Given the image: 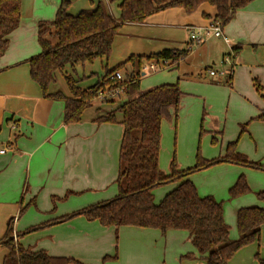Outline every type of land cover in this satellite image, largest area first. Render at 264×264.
Instances as JSON below:
<instances>
[{
  "label": "crops",
  "instance_id": "obj_1",
  "mask_svg": "<svg viewBox=\"0 0 264 264\" xmlns=\"http://www.w3.org/2000/svg\"><path fill=\"white\" fill-rule=\"evenodd\" d=\"M63 1L22 0L20 26L8 37L9 48L0 58V151L6 150L0 153V241L12 225L15 235L36 229L17 239L24 248L44 250L81 264H206L186 231L163 234L158 229L133 226L117 229L84 216L61 220L117 196L115 182L124 135L122 125L95 122L96 112L85 113L80 123L67 124L64 102L45 99L31 78L27 61L41 53L38 25L53 21ZM66 1L70 2L71 15L92 9L99 2L105 3L114 17L120 15L118 4L110 0ZM216 15V8L204 3L192 14L175 7L143 23L126 24L116 36L106 64L113 70L132 56L186 50L191 30L209 27ZM223 33L229 43L211 38L168 69L180 71L168 84L179 83L184 95L178 114L172 111L162 122L160 155L167 131L177 129L178 141L182 142L177 153L181 171L196 165V141L201 136V153L206 160L218 159L229 144L237 143L239 153L264 165V118L260 119L264 115V91L259 93L255 86L257 81L264 90V0L239 9ZM236 46L240 51L234 54L232 76L207 74L210 68L228 69L223 60ZM101 63L104 68L105 63ZM182 67L186 72H181ZM134 70L132 64H127L120 73L126 79ZM160 169L166 175L170 173V166L166 169L160 165ZM241 175L252 192L224 206L231 240L239 238L237 213L241 208H264V201L256 195L264 192V172L219 163L189 177L201 197L212 196L219 201L226 199ZM208 178L209 184L215 183L216 187L201 194ZM175 186L155 190V202L159 203ZM48 222L53 223L39 228ZM261 233L260 242L239 250L229 264H260L255 255L264 260V224ZM8 253L0 245V264ZM188 254L193 257L186 258ZM115 255L117 260L103 262L106 256Z\"/></svg>",
  "mask_w": 264,
  "mask_h": 264
},
{
  "label": "trees",
  "instance_id": "obj_2",
  "mask_svg": "<svg viewBox=\"0 0 264 264\" xmlns=\"http://www.w3.org/2000/svg\"><path fill=\"white\" fill-rule=\"evenodd\" d=\"M255 0H110L117 3L119 17H114L103 2L77 15L69 13L70 2L64 0L53 21H42L38 25V43L41 53L30 58L31 78L39 85L43 97L65 104L67 124L80 123L84 114L95 108L98 117L95 122L119 124L124 127V135L119 157V172L116 179L118 194L109 201L86 207L61 220L68 221L76 216H84L89 221H98L105 227L120 228L133 226L158 229L163 234L171 230L189 233L196 251L206 264H229L231 258L242 248L261 241V226L264 224V208L253 206L241 208L237 213L239 238L230 239V227L224 219L223 202L212 196L201 197L190 176L219 163H229L264 171V165L252 162L237 151V143L229 144L226 154L218 159L206 160L198 152L197 163L187 170H179L176 159L170 164L166 175L159 165L162 122L178 114L184 93L180 84H163L148 91L141 90L142 66L151 61L168 60L178 64L186 58L191 44L186 50H164L150 56H132L113 70L107 66L112 54L116 36L126 24H140L148 17L169 8L180 7L192 14L208 3L214 6L217 15L214 23L224 28L239 9L247 7ZM22 0H0V58L9 48V39L21 22ZM240 47H233L238 54ZM101 60L104 75L96 84L82 88V79L74 75L85 64ZM127 64L135 68L125 81L120 82L114 75ZM1 72V71H0ZM60 75L66 85L60 87ZM232 79V77L230 78ZM256 89L263 94L259 82ZM123 88L125 92L118 98L99 99L101 91L111 93ZM126 96L128 100L117 104L116 100ZM100 103L95 105V101ZM264 118V115L260 119ZM176 184L159 202H155V190ZM251 192L244 176L239 177L231 188L232 198ZM264 201V192L257 193ZM13 222V221H12ZM11 222V223H12ZM53 222L42 224L45 228ZM32 228L24 235L35 231ZM23 234L15 235L12 225L0 245L9 253L3 264H81L75 259L56 257L46 251H32L17 241ZM188 254L186 258H192ZM260 264L264 260L256 255ZM117 260L106 256L103 262Z\"/></svg>",
  "mask_w": 264,
  "mask_h": 264
},
{
  "label": "rangeland",
  "instance_id": "obj_3",
  "mask_svg": "<svg viewBox=\"0 0 264 264\" xmlns=\"http://www.w3.org/2000/svg\"><path fill=\"white\" fill-rule=\"evenodd\" d=\"M197 46H199V45H194L193 50H196L197 48H199ZM204 70L205 69H203V73H204ZM178 72H180V71L177 70V71H173V72H168V70H163L160 72L152 73L150 75H146L141 80L142 81L141 87L144 89L150 90V88H155V87H158V86L163 85V84H168V81L170 80V78L176 76ZM181 72H186L184 70V67H182ZM104 73H105V70L102 66L101 60H98L94 64H85L84 66H80L77 69V73L74 76L77 77L78 79H82V81L80 82L79 85L85 89V88H88V87L96 84L98 82V80L104 75ZM195 73L197 74V72H195ZM60 80H61L60 87L63 88L65 91H67L65 82H64L63 77L61 75H60ZM146 91H148V90H146ZM127 100H128V98L126 96H122L121 98L117 99L116 102H117V104H120V103L126 102ZM98 103H100L99 100H96L95 105H97ZM93 113H95V108L90 109L89 111L86 112V114H93ZM202 139H203V136H201L200 139H198V141H196V143L198 142V148L196 150L200 153L202 151ZM212 144H214V145L216 144V141L214 139L212 140ZM181 147H182V142L178 141L177 129H175V131L174 130L167 131L165 138H164V145L162 147L163 150H162L161 155H160V165L162 168L169 169L171 161L174 158L176 159V161L178 163L177 153H178V148H181ZM226 151H227V149H226ZM225 154H226V152L223 154V156ZM201 155H202V153H201ZM231 165L241 167L240 165H235V164H231ZM242 167H244V166H242ZM255 170H257V169H255ZM258 171H262V170H258ZM262 172H264V171H262ZM241 176H244V175H241ZM238 179H239V177L237 178V180ZM245 179H246V177H245ZM237 180L235 181V183L237 182ZM246 181H247V179H246ZM209 182H210V178H208V182L206 183L205 189H203L201 191V194H204L206 192V190H207V192H211V189H208L209 187H213V188L216 187V185H214L215 183L210 185ZM230 190L231 189L228 190V195L226 197V199L228 198L227 200L226 199H223V200L219 199L220 202H223V206H225V204L226 205L229 204L228 202H232V201L238 199V198H232L231 197ZM161 191L162 190H159L158 193H160ZM251 192H252V190H251ZM248 195H249V193H248ZM157 197H158V194H157ZM236 233L238 234V232H236ZM238 236H239V234H238ZM250 245H252V244H250ZM255 257H256V255H255Z\"/></svg>",
  "mask_w": 264,
  "mask_h": 264
},
{
  "label": "built area",
  "instance_id": "obj_4",
  "mask_svg": "<svg viewBox=\"0 0 264 264\" xmlns=\"http://www.w3.org/2000/svg\"><path fill=\"white\" fill-rule=\"evenodd\" d=\"M211 38H223L225 40L226 43H229L228 39L225 37L224 33H223V28L221 25H217L215 23H212L209 27L206 28H202V29H193L191 30L190 36H189V41L191 44V49L193 48L194 45H202L204 43H206L208 40H210ZM234 53L232 52L231 54L227 55L224 60H223V64L224 66H227L228 69H221V70H217L214 68H210L207 71V74H209L211 77H226V76H232L233 72H234V68H235V61H234ZM173 65L175 64H171L170 61L165 60V61H161V62H157V61H151L149 63H145L142 66V69L140 71V73L143 75H150L152 73H156V72H160L163 70H168L169 68H171ZM114 77L119 80L120 82L125 81L123 75L120 73V71H118ZM125 92V89L123 88H119L116 89L114 91H112L111 93H106L101 91L99 93V99L101 100H105L107 97L109 98H118L121 95H123V93ZM6 152L5 149L1 150L0 153L4 154Z\"/></svg>",
  "mask_w": 264,
  "mask_h": 264
}]
</instances>
